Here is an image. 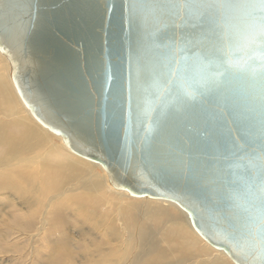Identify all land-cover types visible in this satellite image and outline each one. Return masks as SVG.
Wrapping results in <instances>:
<instances>
[{
    "label": "water",
    "instance_id": "obj_1",
    "mask_svg": "<svg viewBox=\"0 0 264 264\" xmlns=\"http://www.w3.org/2000/svg\"><path fill=\"white\" fill-rule=\"evenodd\" d=\"M34 118L109 183L264 264V0H0Z\"/></svg>",
    "mask_w": 264,
    "mask_h": 264
},
{
    "label": "bare ground",
    "instance_id": "obj_2",
    "mask_svg": "<svg viewBox=\"0 0 264 264\" xmlns=\"http://www.w3.org/2000/svg\"><path fill=\"white\" fill-rule=\"evenodd\" d=\"M0 212L15 222L13 230L39 237L35 247L49 249L58 264L80 256L83 264H236L195 231L176 202L114 188L100 163L74 153L41 125L1 52Z\"/></svg>",
    "mask_w": 264,
    "mask_h": 264
},
{
    "label": "rangeland",
    "instance_id": "obj_3",
    "mask_svg": "<svg viewBox=\"0 0 264 264\" xmlns=\"http://www.w3.org/2000/svg\"><path fill=\"white\" fill-rule=\"evenodd\" d=\"M98 171V170H97ZM69 216L72 219H75V213H70ZM5 213L0 212V264H58L49 259V249H44V251L39 252L35 247L37 242H39V237L30 239L29 235H32V232L24 233L18 232L19 230H13L11 225L15 224L12 218ZM75 222L71 223V234L74 239H78L79 235L77 231H74ZM73 230V231H72ZM28 235V236H27ZM55 237L51 235L50 238ZM34 238V239H35ZM72 238V241L75 240ZM31 241V243H30ZM34 245V246H33ZM33 248V249H32ZM80 259L73 262V264H83Z\"/></svg>",
    "mask_w": 264,
    "mask_h": 264
}]
</instances>
